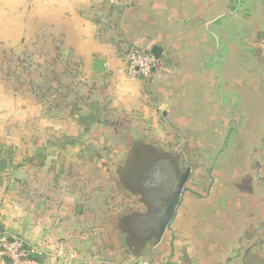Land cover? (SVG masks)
Listing matches in <instances>:
<instances>
[{"label":"crops","instance_id":"obj_1","mask_svg":"<svg viewBox=\"0 0 264 264\" xmlns=\"http://www.w3.org/2000/svg\"><path fill=\"white\" fill-rule=\"evenodd\" d=\"M116 1L0 0V48L9 51L8 65L0 66L1 227L25 241L40 264H264V195L257 200L259 186L243 183L244 176L223 178L227 171L220 167L208 173V182L196 183L190 175L167 229L153 244L151 262L144 263L139 210L111 208L100 197L111 191L102 182L113 173L98 162H104L106 143L169 142L173 127H183L188 142H197L198 130L202 135L208 128L207 111L177 107L176 92L215 91L222 97L217 86L227 71L214 67L223 61L217 49L240 50V16L259 15L252 31L264 32V4ZM153 46L163 49V59L150 80L127 73L129 52L150 53ZM32 49H43L38 60ZM49 49L68 56L73 78L82 82L65 87L51 110L28 91L14 90L26 76L19 61L45 66ZM168 59L172 64H165ZM96 62L106 71L94 72ZM125 127L134 134H122ZM233 171L241 175L239 168ZM213 176L221 182H211Z\"/></svg>","mask_w":264,"mask_h":264},{"label":"rangeland","instance_id":"obj_2","mask_svg":"<svg viewBox=\"0 0 264 264\" xmlns=\"http://www.w3.org/2000/svg\"><path fill=\"white\" fill-rule=\"evenodd\" d=\"M257 2L258 0H256V4ZM259 2L261 5L264 4V0ZM258 19L259 15L256 14L240 16L238 24L243 26L245 32H241L239 39H235L237 43L240 42L241 44L239 51L238 46L228 49L223 45L217 49L218 60L222 59L223 61L222 63L217 62L214 67L228 72L225 73L226 77L218 83L219 87L217 86L218 91H223V96L220 97L221 102H219L220 98H217L218 95L215 91H208V96L204 94L205 91L176 92V99H179L177 107L181 105L179 107L182 108L189 104L195 106L194 109L199 113L207 111L205 121L208 128L202 129V135L199 133L200 130L195 129L198 130L196 138L198 143L188 142L189 140L183 135V127H173L169 131L170 135H175V137H171L169 142L168 140L156 141L152 139L149 142L129 144L123 143L122 139L121 142L115 139L116 141L113 140L112 143L105 144L104 162H98L102 169L106 170L105 173H113L110 174L113 176L107 182H102L103 188H111V191L108 189L109 191L107 190L105 196L100 197L110 201L111 208H120L128 212L135 209L136 205L140 218L149 214L147 209L150 203L143 193L140 194L135 191L132 183L137 181L135 176L137 175L138 178L139 173L145 176L158 166L163 167V173H165V175H160V184L162 188H166V190L163 189L161 196H166L169 185L179 182L181 175L188 168L191 169V177L194 182L203 183L208 182L206 177L209 172L214 173L216 172L215 169L220 167L221 171H227L224 172L225 175L223 173V178L233 180L244 176L243 183L249 185L252 182L259 186L257 195L256 193L255 195L257 200L262 199L264 195V158L259 155L264 154V77L262 74L264 72V32L252 31L255 29L253 22H257ZM262 23L264 24V19ZM206 31H208V36L211 35L209 29ZM40 51L42 52L43 49H32L34 59L40 58ZM8 52V49L0 48V57L6 58L9 55ZM58 54L59 51L49 49L48 63L45 65H54L52 68L57 69L56 76H58L59 71H62L63 62L68 59V56ZM237 55L239 60L235 63ZM54 59H56L55 62H53ZM209 67L211 66L208 65ZM34 69L32 67V72ZM42 71L43 69L34 71L32 79L40 78ZM71 75L75 74L72 73ZM49 77L54 78L52 75ZM76 77L74 76L72 80L64 79V83L70 87L71 85L77 87L82 82ZM40 81L41 79L38 80V82ZM161 82L163 83L162 80ZM216 82L218 81L214 80L211 84H216ZM76 83L79 84L75 85ZM56 84L54 83V85ZM183 88L189 89V85H184ZM208 90L211 88L208 87ZM65 93L67 92L61 91V95ZM50 101H55V98L51 97ZM124 130L132 131L133 129L125 127L122 129V134L125 133ZM144 131L151 134L149 130ZM130 134H134V130ZM148 138L146 137L145 140ZM138 152L139 156L137 155ZM237 154L243 156L238 159L236 158ZM246 154L256 155V159L243 160ZM216 156L218 158L214 159ZM236 168L240 169L241 175L238 176L237 172L233 171ZM209 180L211 181V179ZM211 182L220 183L221 179H216L213 176ZM134 197L138 199L137 203ZM247 214L248 211L244 213V215ZM156 240V236H154L152 241L150 240V243L147 244L146 249H139V253L144 252V255L139 257V262H151V250Z\"/></svg>","mask_w":264,"mask_h":264},{"label":"trees","instance_id":"obj_3","mask_svg":"<svg viewBox=\"0 0 264 264\" xmlns=\"http://www.w3.org/2000/svg\"><path fill=\"white\" fill-rule=\"evenodd\" d=\"M57 51V50H56ZM2 64L0 66H7L8 65V61L6 58H2L1 59ZM56 59H54L53 62H55ZM174 60H170L168 59L165 64L167 63V65H169L170 63L172 64ZM30 61H26V60H20L18 63V66L21 68V73H25V75H23L22 77L25 76V80L21 79H17L16 82V86L14 88L15 91L18 90H25L28 91L32 97V99L38 103V104H42L45 106H49L47 107V110H51L53 108H55V106L58 105L57 103V95H61V91H63V89L69 88V86H67L64 83V79L61 78V76L65 77V79H73V75L72 72L75 71V69L72 68L71 64H68L67 62H63V68L62 71L58 72V76L57 75V69H53L52 67H54V65H47V66H42L40 64L37 65H33V64H29ZM174 64V63H173ZM35 68L34 71L36 72V70L38 69H43V71L40 73V78H34L32 79V72L31 69ZM52 68V69H51ZM56 71V72H55ZM8 74V71L6 73V75ZM9 74H11L9 72ZM69 74V75H68ZM79 74V72H78ZM49 75L54 76V78H50ZM14 77H16V73L15 75H12ZM77 76V75H76ZM77 78V77H76ZM40 82H38V80H40ZM7 81L9 79H6ZM54 83H57L56 85H54ZM74 83V82H73ZM15 84V82H14ZM55 86V87H54ZM55 98V101H50V98ZM50 112V111H49ZM0 232L3 233L4 230L0 225ZM150 240L152 241V239H147V238H142L141 236H139V249L144 250L147 247V244L150 243Z\"/></svg>","mask_w":264,"mask_h":264},{"label":"flooded vegetation","instance_id":"obj_4","mask_svg":"<svg viewBox=\"0 0 264 264\" xmlns=\"http://www.w3.org/2000/svg\"><path fill=\"white\" fill-rule=\"evenodd\" d=\"M154 170L149 174L147 173L145 176L139 173L138 178L135 176L137 181L132 183V186L136 189L135 191L140 194L143 193L146 200L150 203L147 209L150 213L141 218L139 217V236L147 239H152L154 236H156V238L158 237L161 224L167 218V208L170 199L177 194L181 180L183 176L187 174L188 170V177L184 184V188L189 182L191 175V169H186L185 173L181 175L179 182L170 184L167 188L168 192L166 196H161L163 189L166 190V188H162L160 184V175H165V173H163V167L160 166Z\"/></svg>","mask_w":264,"mask_h":264},{"label":"built area","instance_id":"obj_5","mask_svg":"<svg viewBox=\"0 0 264 264\" xmlns=\"http://www.w3.org/2000/svg\"><path fill=\"white\" fill-rule=\"evenodd\" d=\"M118 3L116 0H109ZM157 61L149 52L132 49L128 54L127 73L150 80ZM0 264H40L36 252L30 249L21 238L0 232Z\"/></svg>","mask_w":264,"mask_h":264},{"label":"water","instance_id":"obj_6","mask_svg":"<svg viewBox=\"0 0 264 264\" xmlns=\"http://www.w3.org/2000/svg\"><path fill=\"white\" fill-rule=\"evenodd\" d=\"M150 54L159 62L163 59V49L161 47H159V46H153L150 49ZM93 71L96 72V73L105 72L106 69H105L104 63H102V62L94 63L93 64ZM154 72H155V70H153V73ZM188 172H189V170L187 171V174L185 176H183V178L181 180V183L179 185V189H178L177 194L172 199H170V202H169V205H168V208H167V218L161 224L160 232H159V235H158L157 239H161L164 231L167 229L168 224H169V222L171 221V219L173 217L175 209H176V207H177V205L179 203L180 197H181V195L183 193V188H184V184H185V182L187 180V177H188ZM78 211L81 212L82 208L79 207Z\"/></svg>","mask_w":264,"mask_h":264},{"label":"clouds","instance_id":"obj_7","mask_svg":"<svg viewBox=\"0 0 264 264\" xmlns=\"http://www.w3.org/2000/svg\"><path fill=\"white\" fill-rule=\"evenodd\" d=\"M125 83L126 82L122 79L121 82L116 85L118 91L123 90Z\"/></svg>","mask_w":264,"mask_h":264}]
</instances>
